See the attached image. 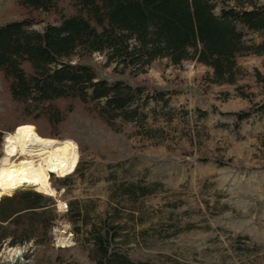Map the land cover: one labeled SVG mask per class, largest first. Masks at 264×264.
<instances>
[{
    "label": "rangeland",
    "instance_id": "374dc122",
    "mask_svg": "<svg viewBox=\"0 0 264 264\" xmlns=\"http://www.w3.org/2000/svg\"><path fill=\"white\" fill-rule=\"evenodd\" d=\"M18 2L0 0V25L32 16L42 30L57 21L53 13L30 12ZM213 3L219 15L235 6L233 0ZM247 34L250 44L264 39L262 32ZM84 62L106 80L144 86L137 123H118L122 129L114 130L80 102L66 101L73 110L51 136L56 130L46 120L18 113L0 72V160L5 136L22 124L73 149L62 176L50 174L53 192L21 190L50 197L58 214L53 243L39 251V264H95L98 231L109 232V239L115 234L110 252L134 262L264 264V109L257 111L264 102V53L238 57L240 73L228 84L211 80L213 69L195 60L175 65L157 58L144 70L116 71L96 52ZM157 92L168 101L143 103ZM249 108L252 115L237 122L235 113ZM132 183L154 192L130 195ZM70 203L82 212L80 219L73 215L76 221L67 214ZM29 248L34 242L4 245L0 264L23 260Z\"/></svg>",
    "mask_w": 264,
    "mask_h": 264
},
{
    "label": "trees",
    "instance_id": "16d2710c",
    "mask_svg": "<svg viewBox=\"0 0 264 264\" xmlns=\"http://www.w3.org/2000/svg\"><path fill=\"white\" fill-rule=\"evenodd\" d=\"M235 6L215 12L213 0H19L27 11L53 13L56 22L42 30L27 16L0 25V72L17 111L29 119H44L56 130L73 108L66 101L80 102L108 127L122 129L137 123L144 86L100 77L93 65L84 62L93 53L106 55V65L125 71L145 69L157 58L178 65L195 60L213 69L217 83H235L240 73L238 57L263 54L264 39L248 43L249 32L264 33V4L258 0H233ZM163 92L147 95L168 101ZM264 109V102L257 108ZM253 109L236 112L237 122ZM120 123V125L118 124ZM0 128V146L5 135ZM1 148V147H0ZM128 193L137 197L153 193L147 185L132 183ZM135 201V199H134ZM68 210L69 219H80L81 211ZM53 199L40 191H21L0 200V250L34 242L23 260L7 264H39V251L53 243L57 222ZM76 221V220H75ZM94 230L96 227L93 228ZM95 234V264H151L134 262L126 255L110 252L115 234ZM40 258V259H39Z\"/></svg>",
    "mask_w": 264,
    "mask_h": 264
},
{
    "label": "bare ground",
    "instance_id": "6f19581e",
    "mask_svg": "<svg viewBox=\"0 0 264 264\" xmlns=\"http://www.w3.org/2000/svg\"><path fill=\"white\" fill-rule=\"evenodd\" d=\"M4 147L5 152L0 160V199L3 195L22 189L51 193L54 190L50 174L62 176L66 166L73 163L71 146L55 138L43 137L31 124L19 125L8 133ZM29 156L39 158L32 160ZM60 241L65 243L67 238L61 237Z\"/></svg>",
    "mask_w": 264,
    "mask_h": 264
},
{
    "label": "water",
    "instance_id": "95a60500",
    "mask_svg": "<svg viewBox=\"0 0 264 264\" xmlns=\"http://www.w3.org/2000/svg\"><path fill=\"white\" fill-rule=\"evenodd\" d=\"M1 200V199H0ZM10 252V251H9Z\"/></svg>",
    "mask_w": 264,
    "mask_h": 264
}]
</instances>
